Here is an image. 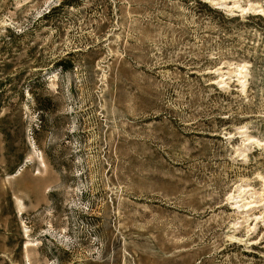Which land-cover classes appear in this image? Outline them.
<instances>
[{"label": "rangeland", "instance_id": "1", "mask_svg": "<svg viewBox=\"0 0 264 264\" xmlns=\"http://www.w3.org/2000/svg\"><path fill=\"white\" fill-rule=\"evenodd\" d=\"M0 264H264V0H0Z\"/></svg>", "mask_w": 264, "mask_h": 264}]
</instances>
